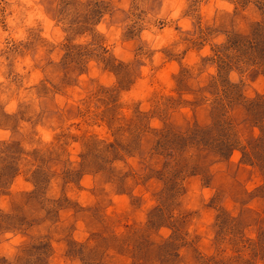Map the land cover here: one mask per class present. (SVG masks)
<instances>
[{"label":"clouds","instance_id":"1","mask_svg":"<svg viewBox=\"0 0 264 264\" xmlns=\"http://www.w3.org/2000/svg\"><path fill=\"white\" fill-rule=\"evenodd\" d=\"M264 0H0V264H264Z\"/></svg>","mask_w":264,"mask_h":264},{"label":"rangeland","instance_id":"2","mask_svg":"<svg viewBox=\"0 0 264 264\" xmlns=\"http://www.w3.org/2000/svg\"><path fill=\"white\" fill-rule=\"evenodd\" d=\"M261 241L264 243V235L261 236Z\"/></svg>","mask_w":264,"mask_h":264}]
</instances>
